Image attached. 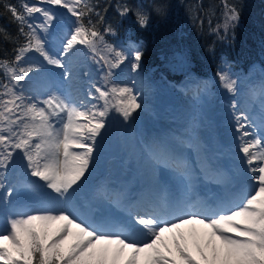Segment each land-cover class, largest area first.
Here are the masks:
<instances>
[{"label":"snow or ice","instance_id":"6c2138e0","mask_svg":"<svg viewBox=\"0 0 264 264\" xmlns=\"http://www.w3.org/2000/svg\"><path fill=\"white\" fill-rule=\"evenodd\" d=\"M42 2L66 8L76 17L75 26L66 37L62 52L52 54L37 34V29L47 31L56 13L48 8L29 5L27 0L21 4L24 11L16 5H4L19 22V32L26 42L15 49L14 60L0 61V70L8 79V83L0 82V169H6L14 152L20 150L27 160L30 175L45 181L47 188L57 193L58 199L66 200L69 190L89 167L96 137L105 128L109 112L114 109L128 121L141 104L134 86L112 83L113 69L119 68L127 56L123 49L116 50L107 43L97 27L99 21L93 23L90 14L94 6L89 0ZM129 11L131 9L124 6L120 15L125 16ZM33 13H40L44 17L43 23L34 25L29 22ZM96 15L100 21L103 20L99 13ZM135 15L141 27L148 23V14L143 9H136ZM238 18L236 8L229 7L225 13V28ZM104 33L115 34L111 26L106 27ZM4 38H8L7 34ZM77 45L86 47L94 58H99L96 62H102L108 69L105 83L93 85L95 93H98V97L93 98L104 101L102 106L93 104L91 108H85L55 93L47 99L33 102L31 97L17 91V86L34 70L31 66H24L25 54L35 52L48 64L66 69L64 57L74 56L80 51ZM141 55L137 48L131 63L133 71L139 69ZM218 75L223 87L235 94L237 81L226 72ZM232 107L235 109L237 105L233 103ZM235 119L236 131L241 134L240 151L249 165L250 181H254L239 204L211 216L188 213L163 219L156 213L137 215L135 223L142 226L137 229L143 234L142 240L102 230L80 219L71 210H38L11 215L6 219L5 227L0 228V264H109L110 261L118 264L126 252L130 254L124 264H140L142 253L146 254L144 264H176L171 258L173 249L163 239L164 233L175 234V253L184 264H198L187 249L185 234L179 231L187 224H200L210 230L204 246L196 241L197 252L204 264H264V134L254 135L248 130L253 123L248 115L241 113ZM261 123L264 124V112ZM57 124H62V127H57ZM245 137L251 139L244 140ZM85 140L92 143L86 144ZM72 148L85 151L72 152ZM149 152L156 163H167L170 159L162 147L150 146ZM2 183L3 173L0 172V186ZM227 233H235V236ZM69 238L71 242L65 247ZM215 241H219V245ZM205 247L211 249L210 256Z\"/></svg>","mask_w":264,"mask_h":264},{"label":"rangeland","instance_id":"374dc122","mask_svg":"<svg viewBox=\"0 0 264 264\" xmlns=\"http://www.w3.org/2000/svg\"><path fill=\"white\" fill-rule=\"evenodd\" d=\"M27 3L48 8L56 13L48 30L38 28L37 34L44 41L46 49L58 55L62 52L66 37L74 29L76 17L66 8L49 5L42 0H27ZM43 20L44 17L40 13H33L29 18V22L34 25L43 23ZM105 40L114 49H123L127 56L119 68L113 69V76L110 78L112 83L134 86L141 107L128 121L114 109L111 110L106 117L105 128L101 130V135L96 137L89 167L82 181V195L87 201H84V208L89 210L86 221L91 224L92 217L103 215L107 221L100 227L102 230L113 233L120 231L131 238L142 240L141 232L134 230V225L137 226L135 217L144 214L135 213L132 208L123 206L119 200L120 193L114 195L117 197L115 201L114 196H109L102 188H110L111 182L116 183L117 180L124 182L130 190L134 183L132 177H136L141 180L146 178L155 184L164 200L168 199L170 190H175L177 185L184 187L185 196L201 190V194L205 196L210 195L221 202L226 200L233 185L238 184L246 174L248 177L252 175L248 172L249 165L240 151L242 141L241 135L236 131L235 117L241 113L248 115L253 122L248 130L254 135L264 134V124L261 123V114L264 112V67L260 62H255L247 71L239 73L224 65L220 71L229 73L231 78L237 81V91L233 94L223 87L219 75L201 80L191 74L181 83L174 82L169 81L166 75L147 71L141 61L139 69L133 71L131 63L139 45L130 39L124 43L113 42V39L108 37ZM76 48L80 51L74 56L64 57L67 71L65 68L48 64L35 52L27 53L24 66H31L34 70L17 86V91L25 97H31L33 102L47 99L50 94L55 93L85 108H91L93 104L102 106L104 101L93 98L98 97L93 85L102 86L105 83L104 77L108 69L102 62L97 63L99 58H94L83 45H77ZM5 83H8L7 78ZM233 103L237 105L235 109L232 107ZM57 127H62V124H57ZM84 135L87 136L88 133L85 131ZM84 142L92 143L90 140ZM150 146L165 149L170 158L167 163H156L149 152ZM70 151L79 153L85 149L72 148ZM10 163L19 167L15 170L8 167L0 169L3 173V183L0 186V228L5 227L6 219L11 215H24L38 210H69L73 207L74 198L82 197L69 190L68 200L58 199L57 193L50 191L45 181L30 175L27 160L20 150L14 152ZM208 168H219L221 171L205 172ZM191 172L196 184L186 188L187 176L189 177ZM253 184L254 181H251L246 193ZM148 197L145 198L146 203L149 202ZM181 202L185 206V201ZM240 202L230 204L228 208ZM145 206L155 210L150 205ZM228 208L224 206L219 211H212L211 215ZM160 212L165 216L168 214L165 204ZM80 215L85 217L82 212ZM125 220L130 221L129 227ZM106 222L110 227L105 225ZM209 231L202 225L200 233L191 236V242L187 246L198 264H204V261L197 252L196 241H200L204 232L207 234ZM174 235L164 233L163 239L173 249L171 258L176 264H184L175 253ZM227 235L235 236V233ZM70 242L71 238L65 241L64 246ZM215 243L219 245V241ZM205 252L211 255L210 248L205 247ZM129 254L126 252L118 264H124ZM145 256V253L141 254L140 264H144Z\"/></svg>","mask_w":264,"mask_h":264},{"label":"trees","instance_id":"16d2710c","mask_svg":"<svg viewBox=\"0 0 264 264\" xmlns=\"http://www.w3.org/2000/svg\"><path fill=\"white\" fill-rule=\"evenodd\" d=\"M94 6L93 23L113 42L132 40L139 45L141 62L147 71L166 75L180 82L191 73L212 76L221 73L224 65L244 73L258 61L264 67V0H89ZM23 0H0V61L14 60L25 38L19 22L5 8L16 5L20 11ZM131 9L125 16L120 10ZM239 13L236 22L225 28L229 7ZM143 9L148 23L141 27L135 11ZM103 17L100 21L96 15ZM88 17L84 18L85 22ZM108 26L115 34L104 33ZM25 30L28 29L25 27ZM8 38L5 39L4 35ZM6 77L0 70V82ZM1 90V89H0ZM9 169L18 168L9 163Z\"/></svg>","mask_w":264,"mask_h":264},{"label":"bare ground","instance_id":"6f19581e","mask_svg":"<svg viewBox=\"0 0 264 264\" xmlns=\"http://www.w3.org/2000/svg\"><path fill=\"white\" fill-rule=\"evenodd\" d=\"M29 54V53H28ZM26 55V54H25ZM78 70V69H77ZM73 85V84H71ZM77 89V88H76ZM81 91V90H80ZM79 92V91H78ZM240 134V133H239ZM241 135V134H240ZM239 143H240V140H239ZM246 159V158H245ZM208 167V166H206ZM247 168L249 169V167L247 166ZM221 169L217 168V169H212V168H208L206 169L205 172H208V173H218L220 172ZM249 172V171H248ZM207 173V174H208ZM127 174V173H126ZM192 172H191V175L188 177L187 176V185H185V187H189L191 185H194L196 184L195 183V179H192ZM245 177L247 178V183H246V190H248L250 188V185H251V181H250V176L248 177V175L246 174ZM84 179V176L81 177V179L77 182V184L73 185V189H70V191H75L77 193V196L78 195H81L82 197L81 198H74V201H73V207L71 206L69 208V210H71L77 217L79 218H83L81 217L82 215H80V212H79V209L77 208L76 206V203H75V200L79 199L78 201L80 203H82L83 201H85V198H83V195H82V192L84 191L83 189V184H82V181ZM132 182H134L135 184H137V179L135 177H132ZM140 182V186L138 188L141 189V191H138L133 189V191L131 192L132 194H127L129 192V189L125 188V185H122V188L121 186H117L115 185L113 182H111L110 184V189L107 190V187L105 188V190L102 188L103 192L105 191L109 196L113 197L117 191V193L121 194L119 198V200L121 201V204H123V206L125 207H130V202L131 200H137L139 202V207H137V209L139 208V212L140 213H156L155 211L157 209L160 210V207H163L165 203H168V207L171 209L170 214H171V219L177 217L178 215L182 214V215H186L188 213H199L201 216L203 215H211L212 211H219L220 208L222 207H226L228 208V206L230 204H235L237 201H235V197H236V194H234V192H230L229 193V196L226 197V200H224L223 202H221V204H217L219 205L216 210L214 209H211L210 207H208V201L210 199L211 196H208L206 197L204 200H202V196L200 195H197L198 194V190L197 191H194L192 194H190L189 196H185L184 194V187L182 185H177L176 187H179V190L183 193V195L185 196V199L187 200L185 202V206H183L181 203V201L178 200V197L176 196V203L174 204L172 201V198H170V195H168V199L167 200H164L162 197H161V192L158 191V189L156 188V185L154 186L150 181H147L146 178L139 181ZM103 187V186H102ZM199 187V186H198ZM193 189H195L193 187ZM189 190V189H188ZM191 190V189H190ZM50 191L54 192L52 189H50ZM127 192V193H126ZM73 193V192H72ZM246 193V191H244V193H242L240 195L239 200H242L244 194ZM125 194V195H124ZM141 194V195H140ZM73 195V194H72ZM132 196V198H131ZM147 196H149V202L146 203L145 201V198H147ZM192 196V197H191ZM70 197V196H69ZM135 197V198H134ZM188 198V199H187ZM117 197L114 196V200L116 201ZM68 200V199H67ZM134 200V201H135ZM191 200H196L194 202H192ZM215 200V199H214ZM71 201V200H70ZM145 201V202H144ZM68 202V201H67ZM87 202V201H85ZM205 202V203H204ZM75 203V204H74ZM69 204V203H68ZM81 205V204H80ZM145 205H150L151 207H153L155 209V211H153L152 209H148ZM189 205H193L191 207H189ZM63 206V205H62ZM157 207V209H156ZM144 211V212H143ZM115 213V212H114ZM89 214V210H86L83 212V216H85L83 219L84 220H87V218L89 216H87ZM157 214V213H156ZM158 215H160L158 213ZM101 217V215H99ZM118 216V215H117ZM161 216V215H160ZM95 218V217H94ZM99 218V217H98ZM163 218V217H162ZM93 219V218H92ZM99 222H102L100 219H98ZM93 223V222H91ZM114 224V223H113ZM105 225H107V223H105ZM139 229L142 228V226H138ZM202 229V225L200 224H187V225H183L181 227V229H179L180 232H183L185 234V237L187 238V241H186V246H189L190 242H191V236H194L196 233H200ZM120 232V231H119ZM206 232V231H205ZM202 235L201 237V240L199 241L201 243V245H205L207 243V236L206 234ZM122 233V232H121ZM140 235L142 236V239L144 238L143 237V234L140 233ZM199 236V234H198ZM198 238V237H197ZM136 239V238H135ZM193 239V238H192ZM183 243V242H182Z\"/></svg>","mask_w":264,"mask_h":264}]
</instances>
